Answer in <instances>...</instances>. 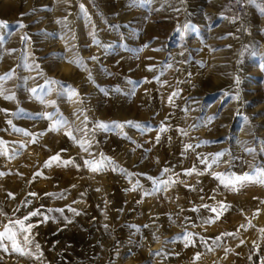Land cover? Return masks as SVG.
<instances>
[{
    "label": "rangeland",
    "instance_id": "obj_1",
    "mask_svg": "<svg viewBox=\"0 0 264 264\" xmlns=\"http://www.w3.org/2000/svg\"><path fill=\"white\" fill-rule=\"evenodd\" d=\"M240 3L0 0V232L40 213L0 264H264V183L216 176L264 169V0Z\"/></svg>",
    "mask_w": 264,
    "mask_h": 264
},
{
    "label": "snow or ice",
    "instance_id": "obj_2",
    "mask_svg": "<svg viewBox=\"0 0 264 264\" xmlns=\"http://www.w3.org/2000/svg\"><path fill=\"white\" fill-rule=\"evenodd\" d=\"M136 3L138 4H147L150 3V0H135ZM81 9L83 10V6H81ZM6 25L5 21H0V26H4ZM26 38V37H25ZM74 63H77L79 66L83 67V61L82 60H78V61H73ZM151 70V69H150ZM5 78H10V77H5ZM0 79H4V78H0ZM50 83H55V81H52ZM33 93L35 94L37 92V89H32ZM6 99H13L14 97H5ZM49 119L52 118L51 114H49L48 116ZM9 123L11 124V121H9ZM57 124H63L64 121L60 120L56 122ZM128 123H132V122H128ZM101 127H104L103 124L100 125ZM135 127L140 128L141 125L140 124H134ZM120 127H122V125H120ZM55 129V126H54ZM16 131H22L21 129H15ZM166 130V129H161ZM69 135H71V133H68ZM81 147L85 148V151H87V147H85V143L81 142ZM189 148L191 147V145L188 146ZM7 152V144L3 141L0 140V154H6ZM219 155L221 154H217V158L219 157ZM202 163H205L206 165L208 164L207 161L202 160ZM216 160H213V163H216ZM53 163H61L64 164L65 166H67L68 164L72 163V161H61L59 155L57 156H53L51 157L48 161L45 162V167H51ZM92 171H101L103 170L104 167H107L108 164H106L104 162V159L102 158L101 160H85L84 162ZM110 163V161H109ZM209 168H211V165H208ZM165 171H167V169H165ZM196 169L193 168L191 170H188L186 172L187 175H191L193 172H195ZM198 174H203V173H198ZM217 179H219L221 181L222 184H224L226 187L227 186H232L235 187L236 184L242 183V182H247V181H255V182H260V183H264V169L259 170V172H257L254 176L253 175H245L243 177H225L223 174H216ZM149 179H153V182L157 185V190L159 188V181H156L154 178L149 177ZM138 186V185H137ZM11 195V194H9ZM32 195H35V193H33ZM62 195V194H61ZM145 195H148V193H145ZM225 206H222V208ZM213 212H216V209H211ZM62 211V210H61ZM39 210H36L32 213L29 214V216H26L24 218V220H28L31 216L33 215H38ZM78 214V213H77ZM217 218H219V213H217ZM24 220H9L7 224H5L4 226V231L0 232V246L3 245V242L5 240H8L12 243V246L17 250V251H23L22 248L19 247V241H18V235L19 234H24L23 235V240L25 243H30L31 241L29 240V235L31 234V228L33 227V225L28 224L25 225ZM243 227V226H242ZM228 235V234H225ZM37 247H39V245H37Z\"/></svg>",
    "mask_w": 264,
    "mask_h": 264
},
{
    "label": "built area",
    "instance_id": "obj_3",
    "mask_svg": "<svg viewBox=\"0 0 264 264\" xmlns=\"http://www.w3.org/2000/svg\"><path fill=\"white\" fill-rule=\"evenodd\" d=\"M232 1H233L234 5H235V8H236L237 11L242 10V5L240 3V0H232Z\"/></svg>",
    "mask_w": 264,
    "mask_h": 264
},
{
    "label": "bare ground",
    "instance_id": "obj_4",
    "mask_svg": "<svg viewBox=\"0 0 264 264\" xmlns=\"http://www.w3.org/2000/svg\"><path fill=\"white\" fill-rule=\"evenodd\" d=\"M19 2H20V0H19ZM13 7V6H12Z\"/></svg>",
    "mask_w": 264,
    "mask_h": 264
}]
</instances>
